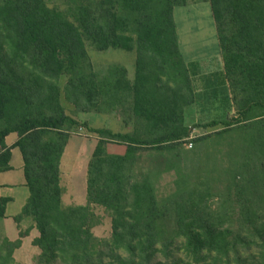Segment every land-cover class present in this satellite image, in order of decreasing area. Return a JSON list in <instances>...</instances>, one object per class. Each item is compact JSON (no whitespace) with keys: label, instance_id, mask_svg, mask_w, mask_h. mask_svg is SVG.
I'll return each mask as SVG.
<instances>
[{"label":"trees","instance_id":"16d2710c","mask_svg":"<svg viewBox=\"0 0 264 264\" xmlns=\"http://www.w3.org/2000/svg\"><path fill=\"white\" fill-rule=\"evenodd\" d=\"M201 2L215 23L233 115L188 124L196 94L174 9L189 0H0V173L18 149L29 198L14 222L31 224L14 241L0 235V264H21L14 255L32 230L39 264H264V0ZM90 50L134 52L133 76L122 66L95 69ZM81 113L114 117L123 131L91 127ZM199 128L208 133L192 137ZM232 129L246 141L224 197L200 181L159 200L150 173L136 170L142 155L161 162ZM80 130L95 136L86 203L64 208L60 162ZM8 202L0 197V221ZM95 208L109 214V238L93 233L102 221Z\"/></svg>","mask_w":264,"mask_h":264},{"label":"rangeland","instance_id":"374dc122","mask_svg":"<svg viewBox=\"0 0 264 264\" xmlns=\"http://www.w3.org/2000/svg\"><path fill=\"white\" fill-rule=\"evenodd\" d=\"M61 0H47L49 5L60 6ZM174 20L177 26L181 51L187 62V69L192 80V87L196 91L195 106L186 109V122L193 124L203 121H222L227 116H232L233 111L228 98V89L221 82L222 56L218 47V39L215 23L211 15L208 3H194L189 0L185 7L174 9ZM90 60L97 70H103L111 66H122L126 68L128 76L134 74L135 53L122 50H109L106 52H88ZM66 112L74 116L71 106L66 105ZM78 120L86 121L94 128H110L114 132H122L123 127L119 120L107 115L95 113L79 114ZM219 129H216L217 131ZM214 131V132H215ZM206 132L200 129L194 136H202ZM203 144H193L188 148L185 144L179 147L176 153L170 154L160 162L158 155H142L136 166L139 172H149L154 189L159 200L168 197L177 186L192 188L198 186L201 181H207L212 193L218 197H224L230 180L234 179L237 167L243 163L242 148L246 136L237 129L218 135L215 133ZM76 138V139H75ZM72 138L62 158L63 169L61 178L62 206H84L86 203V168L94 145L95 136L80 130ZM78 141V142H77ZM76 142L78 144H76ZM121 153L125 148L118 145H110ZM77 151L80 157L77 156ZM78 158V160H77ZM78 163L81 165L79 171L74 173ZM74 173V174H73ZM185 187V188H186ZM217 199V198H215ZM20 203L13 205L20 210ZM11 211V210H10ZM94 212L101 217V223L93 229L98 238H109L111 235V220L109 214L101 208H95ZM22 228L26 226L23 222ZM22 228H20L21 231ZM26 228V227H25ZM15 233L12 229L10 235ZM32 231L29 237L23 239V246L17 250L14 258L21 264H39L37 257L40 251L31 245ZM17 237L14 239L16 240Z\"/></svg>","mask_w":264,"mask_h":264},{"label":"crops","instance_id":"0c3cea01","mask_svg":"<svg viewBox=\"0 0 264 264\" xmlns=\"http://www.w3.org/2000/svg\"><path fill=\"white\" fill-rule=\"evenodd\" d=\"M176 29H177V26H176ZM178 43H179V48L181 51L179 35H178ZM181 54L183 56L182 51H181ZM183 59H184L185 65L187 67V62H186L184 56H183ZM221 68H222L221 71H219V73H221V82H224V86H226L228 89V83H227V80L225 79V75H224L223 61L221 63ZM190 79H191V77H190ZM191 83H192V80H191ZM193 90L196 94L195 89H193ZM228 97L231 98L229 89H228ZM230 103H231V101H230ZM193 106L196 107V105H193ZM208 122H210V121H208ZM208 122L203 121L202 123H208ZM194 123H197V122L195 121ZM197 130L199 131L200 128L195 129L192 133L195 134V131L197 132ZM194 137H197V136H194ZM73 138H75V137H73ZM15 141H16L15 135H11L6 139V143L8 146L13 145L15 143ZM77 142H76V144H78ZM109 149H111L110 146L108 147V151L110 154L121 155V154H124V151H125V150H123L121 153H119L118 151H115L114 149H113V152H111ZM11 154H12L11 161H10L11 170L8 172L0 173V197L9 199V202L7 203L6 208H5V216L0 221V235H5L9 240L14 241V239L16 237L18 238L19 231H20L14 222V217H16L17 215L20 214L22 208L24 207V205L26 204V202L29 198V192L25 186V180H24V175H23V161H22L21 154H20L18 149L11 150ZM80 154H81V152L79 153L77 151V156L80 157ZM63 156H64V153H63ZM63 156H62V158H63ZM77 160H78V158H77ZM88 161L89 160H87V163H88ZM69 167L70 166H68L67 169H63L62 159H61V162H60L61 177H62V175H64L62 172L65 170H69ZM80 167H81V165L78 163V165H76V168H74V173L77 172V168L79 171ZM86 172H87V168H86ZM60 180H61V178H60ZM85 184H86V182H85ZM16 200L21 205L20 210L18 208L13 207V205L16 203ZM23 222H26L25 227H27V228L30 227L31 224H30V221L28 219L23 220ZM20 227L22 228V225H20ZM13 228H15V233L10 235V232L12 231ZM22 230H23V228H22ZM32 231L36 232V230H32ZM35 235L36 236L32 235V239L37 237V232Z\"/></svg>","mask_w":264,"mask_h":264},{"label":"built area","instance_id":"2783aa9c","mask_svg":"<svg viewBox=\"0 0 264 264\" xmlns=\"http://www.w3.org/2000/svg\"><path fill=\"white\" fill-rule=\"evenodd\" d=\"M188 148H189V149H190V148H192V145H191V144H189V145H188Z\"/></svg>","mask_w":264,"mask_h":264}]
</instances>
